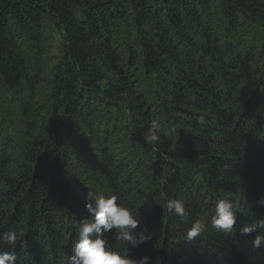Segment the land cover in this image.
Instances as JSON below:
<instances>
[{"label": "trees", "instance_id": "trees-1", "mask_svg": "<svg viewBox=\"0 0 264 264\" xmlns=\"http://www.w3.org/2000/svg\"><path fill=\"white\" fill-rule=\"evenodd\" d=\"M59 51L51 65L53 34ZM162 128L144 143L152 120ZM88 192L151 233L111 251L150 264H264V0H0V243L16 264H68ZM182 200L189 215L167 213ZM233 233L209 227L218 199Z\"/></svg>", "mask_w": 264, "mask_h": 264}, {"label": "clouds", "instance_id": "clouds-1", "mask_svg": "<svg viewBox=\"0 0 264 264\" xmlns=\"http://www.w3.org/2000/svg\"><path fill=\"white\" fill-rule=\"evenodd\" d=\"M175 129H164L158 120H152L148 133L143 137L144 143L155 146L160 141L161 135H169ZM116 195L104 196L88 192L86 195L85 210L88 213L75 226L77 241L68 255V264H150V257L143 256L139 260L128 256L127 250L123 253L111 251L108 248L109 241L104 233L115 230L116 240L130 242L133 247L146 243L152 238L151 233L141 230L134 237L132 232L139 227L138 214L122 203H118ZM257 205L264 207V197L257 200ZM167 213L180 217L182 220L189 215L185 203L180 199L169 198L164 206ZM239 203L229 199H218L215 204V212L210 221L205 218L196 219L186 232L185 239L190 243L196 237H200L209 227L225 233H233L237 221ZM255 233L252 247L264 248V218L255 220L251 225L240 229V235ZM23 236L22 232L8 231L0 234V243L9 246L16 245ZM17 257L14 252L0 250V264H16Z\"/></svg>", "mask_w": 264, "mask_h": 264}, {"label": "rangeland", "instance_id": "rangeland-1", "mask_svg": "<svg viewBox=\"0 0 264 264\" xmlns=\"http://www.w3.org/2000/svg\"><path fill=\"white\" fill-rule=\"evenodd\" d=\"M53 42H52V46H51V51H50V63L51 65H53V63L56 60V56L58 54L59 51V35L58 34H53Z\"/></svg>", "mask_w": 264, "mask_h": 264}]
</instances>
